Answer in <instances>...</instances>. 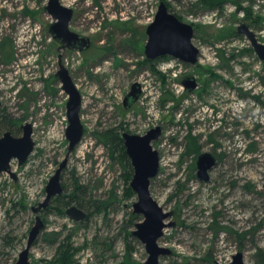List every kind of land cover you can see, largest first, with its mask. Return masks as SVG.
<instances>
[{
    "label": "rangeland",
    "instance_id": "obj_1",
    "mask_svg": "<svg viewBox=\"0 0 264 264\" xmlns=\"http://www.w3.org/2000/svg\"><path fill=\"white\" fill-rule=\"evenodd\" d=\"M59 1L73 10L70 30L91 39L88 49L57 50L44 11L48 0H0V118L9 122L0 137L6 131L20 137L29 123L34 141L24 163L10 161L15 176L0 172L1 256L13 263L25 247L32 207L43 201L67 152L68 96L54 75L61 55L81 94L84 132L61 173L65 196L39 212L45 226L29 250L31 263L60 264L55 258L64 241L76 249L71 264H145V246L131 233L142 219L133 213L131 178L98 134H144L158 125L161 135L152 145L159 169L149 188L173 212L166 219L173 225L158 239L171 252L158 263L228 264L242 252L245 264H256L258 249L264 254V61L236 29L245 21L264 42V0H229L217 10L199 0H163L193 25L195 64L169 55L146 58V27L161 0ZM185 75L198 83L191 92L181 84ZM133 82L142 91L124 109ZM201 152L217 158L206 181L196 176ZM75 186L88 213L80 221L65 213L75 203L62 205ZM51 232H57L52 242Z\"/></svg>",
    "mask_w": 264,
    "mask_h": 264
},
{
    "label": "water",
    "instance_id": "obj_2",
    "mask_svg": "<svg viewBox=\"0 0 264 264\" xmlns=\"http://www.w3.org/2000/svg\"><path fill=\"white\" fill-rule=\"evenodd\" d=\"M44 11L52 18L49 33L60 44L59 50L67 48L83 51L90 47L91 39L88 36L79 34L69 28V22L73 15L72 8L63 5L59 0H48L44 6ZM236 30L249 40L259 59L264 61V42L258 40L256 33L250 28L249 24L241 21ZM193 34V25L182 21L173 12L169 11L166 3L161 0L153 20L146 27L145 56L147 59L153 60L160 56L169 55L184 62L195 64L199 59V49L192 42ZM54 75L56 80L60 82L61 89L68 96L66 103L68 125L65 132L68 139L67 152L44 188L45 197L43 201L32 207L35 213V223L29 231L25 247L20 250L17 259L12 264H32L29 260V250L45 226L39 212L48 208L53 197L64 194L61 173L67 165L70 152L80 141L84 132V126L79 115L82 102L81 94L68 69L62 63L61 55L58 58V70ZM181 84L186 92H191L198 86L193 75L182 77ZM141 91L142 88L139 82L131 84L130 90L123 97L124 109H130L134 105L139 99ZM21 129L23 133L20 137L12 136L10 131H6L0 137V172H8L15 176L10 169V161L16 158L18 164L21 165L33 151L34 141L31 138V125L25 123L21 125ZM160 135L161 128L158 125L149 128L144 134L127 131L120 133L125 152L133 168L130 180V187L136 195V201L132 204L133 213L142 217L141 220L135 223V228L131 233L145 246L148 253L145 264H159V257L171 252L167 247L160 246L158 239L162 236L165 227L173 225V222L166 221L172 216L173 212L164 210L153 198L149 188L151 179L156 176L159 169V155L157 150L153 148L152 141L159 138ZM216 163L217 158L214 154L201 152L195 160L196 176L200 180H208L209 171ZM65 213L75 221L84 220L87 217L86 211L75 204L68 206ZM228 264H245L242 252L235 253L232 261Z\"/></svg>",
    "mask_w": 264,
    "mask_h": 264
},
{
    "label": "trees",
    "instance_id": "obj_3",
    "mask_svg": "<svg viewBox=\"0 0 264 264\" xmlns=\"http://www.w3.org/2000/svg\"><path fill=\"white\" fill-rule=\"evenodd\" d=\"M229 0H199L200 4L203 5L204 8L210 9V10H217L222 8ZM248 14V13H247ZM2 50L3 47L6 50L3 51V55L8 57L11 54L10 46L7 45L6 39L1 42ZM8 121H4L2 118H0V126L6 127L8 125ZM98 140L102 143H104L110 150V155L117 159V161L122 165V167L125 170V174L127 179L129 180L132 177L133 174V168L131 166L130 160L125 152V148L123 145V141L120 138V133L117 132L116 129H109L104 132H101L98 134ZM129 193L131 195L135 194L130 188H128ZM72 195L69 196L68 200H65L62 202V205H68L72 203H75L78 207L83 208V199L81 197V188L75 186V188L72 190ZM65 196V195H64ZM62 197H56V200H59L61 202ZM48 235V234H46ZM49 235H51L53 238H51V242L57 239V232H51ZM76 251L75 248L71 247L69 243L59 242L58 249H57V257L55 258V262H58L60 264H71L74 262L73 255ZM257 261L256 264H264V254L261 249H258L257 251ZM0 264H12L8 262L7 258H3L0 254Z\"/></svg>",
    "mask_w": 264,
    "mask_h": 264
},
{
    "label": "flooded vegetation",
    "instance_id": "obj_4",
    "mask_svg": "<svg viewBox=\"0 0 264 264\" xmlns=\"http://www.w3.org/2000/svg\"><path fill=\"white\" fill-rule=\"evenodd\" d=\"M71 19H72V17H71ZM71 21V20H70ZM69 24H70V22H69ZM57 42V41H56ZM58 43V42H57ZM59 43H58V45H57V50L58 51H64L65 49H62V50H59L58 49V47H59ZM67 49V48H66ZM67 50H69L70 51V49H67ZM58 58H59V55H58ZM58 63V62H57ZM122 106H123V100H122ZM124 108V107H123ZM64 189V188H63ZM65 194V193H64ZM64 194L62 195V196H64ZM62 196H55V197H53L52 199H54V198H56V197H62ZM50 205V204H49ZM76 205V204H75ZM69 206V205H68ZM49 207V206H48ZM48 209V208H47ZM66 210V209H65ZM87 213V212H86ZM87 215H88V213H87ZM86 219V218H85Z\"/></svg>",
    "mask_w": 264,
    "mask_h": 264
}]
</instances>
